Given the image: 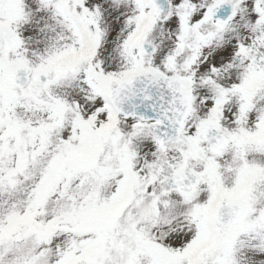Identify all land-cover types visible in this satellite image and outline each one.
Here are the masks:
<instances>
[{
	"label": "snow or ice",
	"instance_id": "snow-or-ice-1",
	"mask_svg": "<svg viewBox=\"0 0 264 264\" xmlns=\"http://www.w3.org/2000/svg\"><path fill=\"white\" fill-rule=\"evenodd\" d=\"M0 264H264V0H0Z\"/></svg>",
	"mask_w": 264,
	"mask_h": 264
}]
</instances>
